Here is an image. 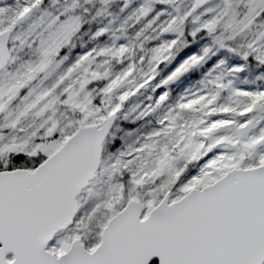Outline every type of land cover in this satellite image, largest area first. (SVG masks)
I'll return each instance as SVG.
<instances>
[{"label":"snow or ice","instance_id":"6c2138e0","mask_svg":"<svg viewBox=\"0 0 264 264\" xmlns=\"http://www.w3.org/2000/svg\"><path fill=\"white\" fill-rule=\"evenodd\" d=\"M0 264H264V0H0Z\"/></svg>","mask_w":264,"mask_h":264}]
</instances>
